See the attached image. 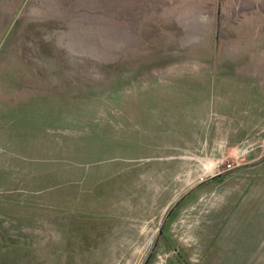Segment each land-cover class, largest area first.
Here are the masks:
<instances>
[{
    "label": "rangeland",
    "instance_id": "1",
    "mask_svg": "<svg viewBox=\"0 0 264 264\" xmlns=\"http://www.w3.org/2000/svg\"><path fill=\"white\" fill-rule=\"evenodd\" d=\"M0 264H264V0H0Z\"/></svg>",
    "mask_w": 264,
    "mask_h": 264
}]
</instances>
